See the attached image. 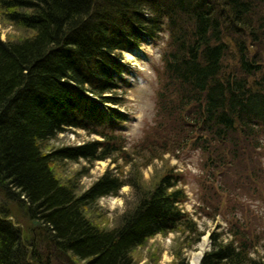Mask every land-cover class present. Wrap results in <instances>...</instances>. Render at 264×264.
Wrapping results in <instances>:
<instances>
[{"label":"trees","instance_id":"1","mask_svg":"<svg viewBox=\"0 0 264 264\" xmlns=\"http://www.w3.org/2000/svg\"><path fill=\"white\" fill-rule=\"evenodd\" d=\"M1 3L7 9L3 18L32 34L6 40L0 34V192L47 224L59 250L87 264H138L133 252L158 234L187 231L200 241L205 231L183 207L187 194L179 173L166 172L151 188L142 180L132 182L135 204L118 225L106 228L93 217L94 205L118 195L127 180L109 168L79 192V180H63L55 164L114 160L124 149L119 126L130 114L120 109L126 99L118 88H129L124 80L130 67L120 60L121 51L141 46L143 33L157 41L166 30L158 109L173 127L179 124L182 145L204 140L205 151L215 152L209 155L214 163L260 151L264 73L251 50L264 41V0ZM146 11L152 16L145 17ZM216 38L220 44L212 42ZM228 57L239 66L236 73L227 68ZM90 123L101 139L49 149L48 142L67 127L90 128ZM241 147L245 153H239ZM210 237L212 247L201 264H264V256L251 255L254 247L241 227ZM44 258L28 248L22 228L0 212V264H51ZM189 263L179 250L171 264Z\"/></svg>","mask_w":264,"mask_h":264},{"label":"rangeland","instance_id":"2","mask_svg":"<svg viewBox=\"0 0 264 264\" xmlns=\"http://www.w3.org/2000/svg\"><path fill=\"white\" fill-rule=\"evenodd\" d=\"M5 9L1 3L2 38L23 39L30 36L32 31L11 24L3 18ZM163 35L165 34L157 41L142 40L141 46L121 51L120 60L122 63H131L132 72L134 71V78H129L131 86L127 89L118 88V95H123L126 99L123 107L132 115L128 127L124 128L127 129L124 149L116 154L114 160L100 159L90 162L81 158L78 161H60L55 164L57 174L63 180H79V192L90 187L109 168L123 175L127 183L119 194L102 197L92 211L96 221L106 228H113L119 224L121 216L129 206L135 204L137 188L132 182L140 183L142 180L146 187L151 188L166 172L180 173L179 185L184 187L187 194L183 207L192 214L201 231L205 232L198 242H195V234L191 235L187 231L158 234L135 249L133 255L138 264H171L177 261L179 250L185 252L190 259L189 264H192L195 252L205 240V235L211 245L207 248L209 250L212 247L210 234L213 231L226 232L235 227H241L250 238V244L252 242L254 247L251 255L254 258L263 257L264 145L261 154L257 150L253 153L248 151L246 154L252 155L248 159L228 158L224 162L220 160L216 163L209 156H215V152L208 153L196 143L182 145L183 135L179 124H175L177 128L173 127L166 121L165 115L157 111V100L161 91L157 73L163 66L164 50L168 47V37ZM252 48L251 51L258 54L257 58L263 65L264 73V41ZM226 63L230 71H239L234 58L228 57ZM107 95L111 96L109 93ZM166 95L169 98L171 91L168 90ZM94 126V123H90V128L67 127L48 142L49 149L101 139V135L91 129ZM239 153H245V149L241 147ZM0 212H5L15 225L22 228L28 248L37 249L46 259L51 260V264H87L88 260L59 250L52 234L49 235L47 224L39 218H32L25 206L8 200L1 192ZM35 220L39 223H35Z\"/></svg>","mask_w":264,"mask_h":264},{"label":"bare ground","instance_id":"3","mask_svg":"<svg viewBox=\"0 0 264 264\" xmlns=\"http://www.w3.org/2000/svg\"><path fill=\"white\" fill-rule=\"evenodd\" d=\"M148 1H149L150 3H153L155 0H148ZM165 13H166V12H165ZM166 15L169 16L168 13H166ZM151 16H152V13L149 12V11H146V13H145V17H151ZM162 34H165V35H163L164 37L167 35L168 39L170 38V32H169V30L163 31V32L159 35L158 39H160V36H161ZM161 37H162V36H161ZM151 39H153V36H152L150 33H143L142 36L139 37V42H140V44H142V42H141L142 40H144V41H148V40H151ZM220 41H221V40H220V39H217V38L212 40V42H215V43L218 42L219 44L221 43ZM130 43H132V42H130ZM133 43L136 44V42H133ZM136 47H139V45H137ZM204 239H205V240L201 243L199 250L195 252V255H194L193 259H192V264H200V262H201V258H202V256L204 255L205 251H206L207 248H208V243H209V241H208V238H207L206 235H205Z\"/></svg>","mask_w":264,"mask_h":264},{"label":"water","instance_id":"4","mask_svg":"<svg viewBox=\"0 0 264 264\" xmlns=\"http://www.w3.org/2000/svg\"><path fill=\"white\" fill-rule=\"evenodd\" d=\"M35 223H39L37 220H35Z\"/></svg>","mask_w":264,"mask_h":264}]
</instances>
